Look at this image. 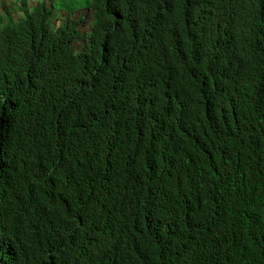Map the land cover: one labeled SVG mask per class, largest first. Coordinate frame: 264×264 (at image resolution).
Listing matches in <instances>:
<instances>
[{"label": "trees", "instance_id": "1", "mask_svg": "<svg viewBox=\"0 0 264 264\" xmlns=\"http://www.w3.org/2000/svg\"><path fill=\"white\" fill-rule=\"evenodd\" d=\"M51 1L0 17V264H264V0Z\"/></svg>", "mask_w": 264, "mask_h": 264}, {"label": "rangeland", "instance_id": "2", "mask_svg": "<svg viewBox=\"0 0 264 264\" xmlns=\"http://www.w3.org/2000/svg\"><path fill=\"white\" fill-rule=\"evenodd\" d=\"M13 1L15 2L16 0H13ZM17 1H20V0H17ZM23 1L26 2V5H27L26 7L30 8V7H32V5L37 0H23ZM4 2H5V7H6V4L12 3V1H9V0H4ZM87 2H88V0H52L50 5L54 10L53 17H52L53 22H55L56 25H59L61 23V20H60L61 18L59 17L60 16L59 14H62V13L64 14L68 8H73V7L78 8L80 6H83ZM13 7H15V5H13ZM0 11H1V9H0ZM55 11H57L58 14H56ZM89 13L90 12H89V10H87V8H85L84 12H82V14L85 15V19H86V22L81 23V25L78 28L82 35L85 33L86 30H88L91 27L92 20L90 18H88V16H87ZM19 15H20V13L17 12L15 16H19ZM71 15L74 18H77L78 11L77 10L73 11V14H71ZM81 45H82V41H80V40H78L77 43L75 44L76 48H79Z\"/></svg>", "mask_w": 264, "mask_h": 264}, {"label": "clouds", "instance_id": "3", "mask_svg": "<svg viewBox=\"0 0 264 264\" xmlns=\"http://www.w3.org/2000/svg\"><path fill=\"white\" fill-rule=\"evenodd\" d=\"M9 1H12V3L6 4V7H5L4 0H0V2H1L0 3V5H1L0 6V9H1L0 17H2L3 19H17V18L21 17L24 13V10L30 11L38 0L30 8L26 7L27 6L26 2L23 0H20V1L16 0L15 2L13 0H9ZM13 5H15V7H13ZM17 12L20 13L19 16H15ZM55 13L58 14L57 11H55ZM59 15H60L59 17H61V14H59Z\"/></svg>", "mask_w": 264, "mask_h": 264}]
</instances>
